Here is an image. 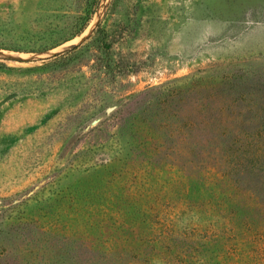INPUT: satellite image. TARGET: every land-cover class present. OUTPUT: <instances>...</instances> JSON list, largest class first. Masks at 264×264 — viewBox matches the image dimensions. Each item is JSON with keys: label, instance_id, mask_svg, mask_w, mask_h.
I'll list each match as a JSON object with an SVG mask.
<instances>
[{"label": "rangeland", "instance_id": "obj_1", "mask_svg": "<svg viewBox=\"0 0 264 264\" xmlns=\"http://www.w3.org/2000/svg\"><path fill=\"white\" fill-rule=\"evenodd\" d=\"M224 76L264 141V0H0V264H264L180 172Z\"/></svg>", "mask_w": 264, "mask_h": 264}, {"label": "trees", "instance_id": "obj_2", "mask_svg": "<svg viewBox=\"0 0 264 264\" xmlns=\"http://www.w3.org/2000/svg\"><path fill=\"white\" fill-rule=\"evenodd\" d=\"M245 83L237 76H224L216 80L214 96L221 107L208 124L213 133L210 137L204 135L196 139L180 131V137L192 144L190 151L193 156L192 159L180 160V172L188 182L198 180L206 189V185L211 184L212 200L221 196L215 206L227 204L224 210L229 212L228 216L242 214L239 217L245 219L244 226L247 227L255 219H264V166L261 167L260 164L261 159H264V141L259 139L262 137L263 127L254 126L258 134L247 141L243 132L250 125L245 126V119L241 118V114H230L234 116L230 121L222 114L225 106L227 109L241 108L248 93ZM236 85L240 86L241 92L236 93ZM224 87L226 92L219 93ZM251 94L259 102L264 99L262 95ZM233 95H236L235 99ZM228 97L234 99V106L227 103ZM201 130L206 131V128L202 126ZM193 206L200 204L194 203Z\"/></svg>", "mask_w": 264, "mask_h": 264}]
</instances>
